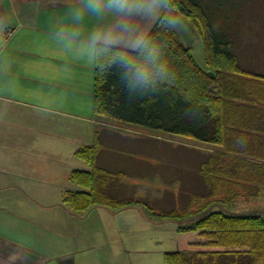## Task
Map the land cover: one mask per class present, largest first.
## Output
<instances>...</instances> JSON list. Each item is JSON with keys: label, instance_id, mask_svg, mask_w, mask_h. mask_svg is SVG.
Wrapping results in <instances>:
<instances>
[{"label": "crops", "instance_id": "0c3cea01", "mask_svg": "<svg viewBox=\"0 0 264 264\" xmlns=\"http://www.w3.org/2000/svg\"><path fill=\"white\" fill-rule=\"evenodd\" d=\"M82 2L0 0V264H165L167 251L157 235H171L175 248L173 242L168 252L176 251V223L150 220L139 208H96L82 215L64 205L66 192L80 190L70 182L73 171L84 169L76 151L91 146L100 132L108 141L121 124L94 112L96 59L88 45L91 31L115 18L77 21L69 5ZM183 21L176 30L193 51ZM136 23L150 32L156 21L136 18ZM69 27L79 32L71 45L57 36ZM208 145L212 148L186 150L190 156L222 150ZM157 154L164 167L159 177L171 180L167 186L185 183L186 195L203 187L200 164L195 168L192 162L179 174L177 157ZM171 154L178 152L172 148ZM261 196L250 199L264 202V191ZM140 234H146L143 243L136 239Z\"/></svg>", "mask_w": 264, "mask_h": 264}, {"label": "trees", "instance_id": "16d2710c", "mask_svg": "<svg viewBox=\"0 0 264 264\" xmlns=\"http://www.w3.org/2000/svg\"><path fill=\"white\" fill-rule=\"evenodd\" d=\"M230 1L236 9L234 0H227L226 7ZM173 2L196 29L209 70L196 62L176 29L156 21L149 33L165 43L171 76L148 89L129 90L118 67L95 58L94 112L99 118L221 146L220 152H196L203 187L186 195L190 191L181 182L180 202L169 193V208L156 203L159 212L150 196H123L125 175L107 165V135L100 132L91 146L76 151L90 169L71 173L70 182L80 190L66 192L64 205L82 215L96 208H139L150 220L176 223L178 248L165 254V264H264V214L233 212L239 190L248 198L264 191V71L241 63L235 36L217 21L225 9L222 1Z\"/></svg>", "mask_w": 264, "mask_h": 264}, {"label": "rangeland", "instance_id": "374dc122", "mask_svg": "<svg viewBox=\"0 0 264 264\" xmlns=\"http://www.w3.org/2000/svg\"><path fill=\"white\" fill-rule=\"evenodd\" d=\"M211 1V5L216 3L215 0ZM219 1H222L225 9L220 16H217V21L223 26L226 25L230 33L235 36L236 53L241 58V63L244 67L251 68L250 66L252 65L256 70L264 71V0H234L239 3L237 8L235 6L236 9H233L232 1L229 3L231 5L227 6L228 8L226 7L227 0ZM228 11L230 12L227 15ZM226 17H228V20ZM187 22V28L183 27V29L194 46L192 51L194 58L207 71L209 68L205 63L204 45L201 41H197L198 33L196 29L194 27L191 28V24L188 22L189 25ZM119 125L118 134L120 135H112L108 139V142H104L106 152L104 158L107 159L109 166L113 170H116L115 172L124 173V183L127 185V188L125 192H122L123 196H136L143 200H147L146 198L150 196L149 198L154 203L155 211H159L160 207L165 208L166 206L169 208L168 204H171L170 201L173 199L169 193H174V191L177 192V200L180 202V185L176 188L175 186H169V184L167 186L166 183H169L171 180L168 178L162 181V177H159L162 175L161 170L164 167L161 162L162 158H160L161 154L157 153H161L163 150L164 153L168 151V154L164 156L177 157V163L174 166L178 169L179 174H182L188 169L186 165H193V162L196 168L200 164L199 162L197 163L198 155L190 156L186 150L187 147L203 151V149L212 148V146L189 137L172 135L125 123ZM172 148L176 149L178 154H171ZM157 150L158 152L156 153ZM77 163L78 165L81 163V168H84L79 170L90 169L86 162L82 160ZM164 173L169 175L170 170L166 169ZM239 192L241 193V197L236 200L237 205L235 210L242 212L255 210L254 212L264 214V202L262 200L259 202L251 200L247 197L246 192L242 190H239ZM156 203L160 204V207L158 204L156 206ZM142 211L146 216V210L142 209ZM165 234L157 235V237L163 243V250L168 252L172 250L173 242V248H175V241L171 240V235ZM151 236L153 235H149V237ZM136 239L139 243H143L146 240V234H140Z\"/></svg>", "mask_w": 264, "mask_h": 264}, {"label": "clouds", "instance_id": "9594fccd", "mask_svg": "<svg viewBox=\"0 0 264 264\" xmlns=\"http://www.w3.org/2000/svg\"><path fill=\"white\" fill-rule=\"evenodd\" d=\"M69 8L77 21L85 16L115 18L110 25L94 28L88 45L93 58H105L108 66L118 67L129 90L148 89L171 76L165 43L142 29L136 18L163 22L174 30L184 21L173 0H83L80 6ZM57 36L71 45L79 32L69 27Z\"/></svg>", "mask_w": 264, "mask_h": 264}, {"label": "water", "instance_id": "95a60500", "mask_svg": "<svg viewBox=\"0 0 264 264\" xmlns=\"http://www.w3.org/2000/svg\"><path fill=\"white\" fill-rule=\"evenodd\" d=\"M209 74H210L211 76H214V74H213L212 72H209Z\"/></svg>", "mask_w": 264, "mask_h": 264}, {"label": "built area", "instance_id": "2783aa9c", "mask_svg": "<svg viewBox=\"0 0 264 264\" xmlns=\"http://www.w3.org/2000/svg\"><path fill=\"white\" fill-rule=\"evenodd\" d=\"M11 35V33H8V36H10Z\"/></svg>", "mask_w": 264, "mask_h": 264}]
</instances>
